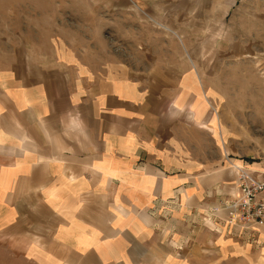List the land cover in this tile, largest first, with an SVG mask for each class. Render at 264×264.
I'll return each mask as SVG.
<instances>
[{"label": "crops", "instance_id": "1", "mask_svg": "<svg viewBox=\"0 0 264 264\" xmlns=\"http://www.w3.org/2000/svg\"><path fill=\"white\" fill-rule=\"evenodd\" d=\"M120 66L0 44V243L23 264H264V231L224 223L235 172L196 73Z\"/></svg>", "mask_w": 264, "mask_h": 264}, {"label": "rangeland", "instance_id": "2", "mask_svg": "<svg viewBox=\"0 0 264 264\" xmlns=\"http://www.w3.org/2000/svg\"><path fill=\"white\" fill-rule=\"evenodd\" d=\"M3 43L97 73L191 69L202 102L191 110H207L216 170L241 162L264 173V0H0ZM0 264L23 263L0 243Z\"/></svg>", "mask_w": 264, "mask_h": 264}, {"label": "built area", "instance_id": "3", "mask_svg": "<svg viewBox=\"0 0 264 264\" xmlns=\"http://www.w3.org/2000/svg\"><path fill=\"white\" fill-rule=\"evenodd\" d=\"M231 167L235 194L221 204L224 223L248 233L264 230V173L244 165Z\"/></svg>", "mask_w": 264, "mask_h": 264}, {"label": "bare ground", "instance_id": "4", "mask_svg": "<svg viewBox=\"0 0 264 264\" xmlns=\"http://www.w3.org/2000/svg\"><path fill=\"white\" fill-rule=\"evenodd\" d=\"M233 163H234L235 166H241V165H243L241 162H238V163L233 162ZM259 171H262V170L260 169Z\"/></svg>", "mask_w": 264, "mask_h": 264}]
</instances>
